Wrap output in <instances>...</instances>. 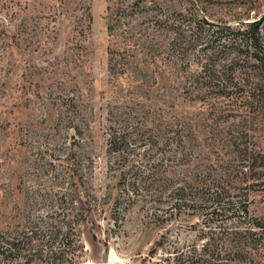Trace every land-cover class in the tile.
I'll use <instances>...</instances> for the list:
<instances>
[{
	"label": "rangeland",
	"instance_id": "374dc122",
	"mask_svg": "<svg viewBox=\"0 0 264 264\" xmlns=\"http://www.w3.org/2000/svg\"><path fill=\"white\" fill-rule=\"evenodd\" d=\"M114 1L0 0V229L12 231L10 226L24 219L28 212L32 216H46L51 200L58 203L56 195L59 192L67 189L74 193L69 179L65 180L62 175L63 162L55 159L66 147L64 137L51 130L54 136L32 138L28 129L36 125L44 134L61 123L66 114L74 116L69 102L64 99L76 98L80 114L74 117V122L85 133L72 143L76 144L74 151L84 155L89 183L83 197L74 199L76 208L84 212L85 218L80 237L84 250L76 252L79 257L73 264H264V239L259 248L248 242L238 247L240 243L235 241L237 238L232 232L236 225L235 231L247 232V228L253 226L252 219L264 223V183L232 191L238 195L234 197L237 205L249 201L251 219L235 221L226 218L232 215L229 212L211 217L205 207L208 203L197 199L188 206H181L179 214L173 216L170 211L174 209L170 207L175 200L167 195L174 187L163 189V197L151 203L144 198L133 203L125 200L116 217L113 206L121 193L120 179L123 172H127L128 178L133 172L131 162L123 159L121 168L122 157L107 151L104 127L111 104L118 101L122 109L132 105L130 83L135 80L142 85L134 91L139 95L137 104L146 108L153 107L162 96L163 102L175 105L174 109L166 107V115L168 112L183 114L193 119V123L199 120L205 124L213 119L220 122L222 163L239 154L230 151V140L240 142L247 138L251 149H264V105L256 102L258 97H253V92L264 88V72L251 71V62L243 61V56L234 58V47L220 46L219 118L214 115L219 113L213 114L218 107L209 103V99L218 103L212 96L197 100L182 89L165 88L170 85L169 80L158 75H153L149 79L151 85L145 87L142 77L132 74L134 66L127 67L124 72L123 68L113 76L109 71L110 51L118 49L117 58H120L130 49L126 44L134 45L138 41L122 37L118 34L120 29L115 35L109 32L108 6ZM159 2L162 8L170 10L173 7L184 13L204 15L214 21L231 23L239 30L247 29L256 21L264 40V0ZM149 14L136 12L132 15L135 19L125 16L123 20L141 30L153 26L142 23ZM142 40L156 43L148 37ZM158 59L157 65H160L163 57ZM142 68L147 69L144 65ZM175 79L180 80L176 76ZM225 87L229 95L221 94ZM74 138L73 135L69 140ZM180 168L176 169L177 175L183 172L188 175L185 185L186 181L199 183L197 169L189 165ZM173 175L175 173L170 170L166 174L160 172L163 181L157 186L163 187L165 180ZM188 197L195 198L193 194ZM75 211L72 206L70 213ZM220 224L228 226L229 233L220 228ZM253 230L263 237L258 228ZM242 253L244 257L238 260ZM21 259L16 255L9 263L2 264H20Z\"/></svg>",
	"mask_w": 264,
	"mask_h": 264
},
{
	"label": "trees",
	"instance_id": "16d2710c",
	"mask_svg": "<svg viewBox=\"0 0 264 264\" xmlns=\"http://www.w3.org/2000/svg\"><path fill=\"white\" fill-rule=\"evenodd\" d=\"M108 10L110 11L108 30L111 34L115 35L114 32L120 29L118 34L125 36V39H138L134 45L126 44L130 49L120 58H117L120 54L118 49L110 51L109 71L113 76L123 68L124 72L127 67L134 66L132 74L140 75L145 87L151 85L149 79L153 75L154 77L158 75L163 80H169L170 85L164 86L165 88L182 89L194 95L197 100H206L212 96L214 101H218L212 103L213 101L209 99L213 107H218L217 112L213 111V114L219 113L214 114L218 116L217 118L220 117V46L234 47L232 48L236 52L234 58L243 56V61L251 62L249 65L251 71L254 69L264 72V40L260 25L256 21L251 22L247 29L239 30L231 23L214 21L204 15L184 13L173 7L170 10L162 8L159 0H115L108 6ZM136 12L152 13L146 16L142 23H150L153 26L137 30L131 26L130 21L123 20L125 16L133 18L132 15ZM146 36L156 43L143 42L142 37L147 38ZM160 56L163 59L160 60V65H157ZM142 65L147 69L143 70ZM155 66H158V69H155ZM142 71L147 73H141ZM175 76L180 79L179 82ZM141 86L135 80L129 85V94L132 96L130 103L132 102L134 106L122 109L116 101L106 112L107 124L104 133L107 151L122 157L119 164L121 168L123 159L125 162H131L130 168L133 172L129 178L127 172H123L120 179L121 193L113 206L116 217L125 200L133 203L144 198L146 202L151 203L163 197V189L174 187L167 195L169 199L175 200L170 207L174 209L170 211L173 216L179 214L177 211L182 210L181 206H188L197 199L208 203L205 207L211 217H220L224 212H229L232 215L226 218H234L235 221L242 218L251 219L249 201L245 200V203L237 205L234 197L238 195H234L232 191L264 183V169H260L264 168V149L262 151L251 149L247 138L240 142L230 140L232 142L230 151L239 154L237 158H227L220 163V122L213 119L205 124L198 122L199 120L198 123H193V119L183 114L179 116L168 112L166 115L164 113L167 111L166 107L172 106L174 109L175 105L163 102L162 96L158 97L155 102L157 104L154 103L153 107L146 108L143 104H137L139 95L134 89ZM221 94L229 95L230 91L225 87ZM253 97H258L256 102L264 105V88L253 92ZM64 102H69L70 111H74V116L66 114L60 120L61 123L52 126L44 134L36 125H31L28 132L32 138L42 135L54 136L56 132L64 137L66 147L55 159L63 162L62 175L65 180L69 179L68 183L74 193L67 189L59 192L56 195L58 203L51 200L46 216H32L28 212L24 219L20 218L10 226L12 231L0 229V264L9 263L16 255L22 258L20 264H73L79 257L76 252L84 250L80 244V237L81 223L85 216L83 211L76 208L74 199L83 197L89 181L85 171L84 155L74 151L76 144L72 141L75 142L78 135H83L85 130L74 122V117L80 114L76 98L64 99ZM67 110L68 107L65 112ZM71 129L75 131L70 133ZM88 129L92 130V127L88 125ZM73 135L75 138L70 141ZM185 165L198 170L196 176L199 183L186 181V185L184 184L188 175L184 172L177 175L176 169L178 167L181 169L180 167ZM167 170L174 172L175 175L168 177L163 187L161 184L157 186L163 181V178L159 177L160 172L166 174ZM190 194L195 198H189ZM72 206L76 210L74 214L70 213ZM175 210L176 212H173ZM252 220L253 226L246 230L249 235L242 230L235 231L237 225L232 228L237 238L235 241L240 243L238 247L244 242L252 244V247L257 245L255 248L263 245L264 223ZM227 227L220 224V228L228 230L229 233L230 229ZM256 228L262 231L263 237L253 230ZM243 257L244 253L237 259Z\"/></svg>",
	"mask_w": 264,
	"mask_h": 264
},
{
	"label": "built area",
	"instance_id": "2783aa9c",
	"mask_svg": "<svg viewBox=\"0 0 264 264\" xmlns=\"http://www.w3.org/2000/svg\"><path fill=\"white\" fill-rule=\"evenodd\" d=\"M263 20H264V18H263Z\"/></svg>",
	"mask_w": 264,
	"mask_h": 264
}]
</instances>
